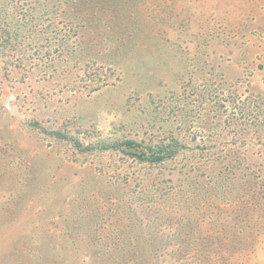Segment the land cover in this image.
Wrapping results in <instances>:
<instances>
[{
	"label": "rangeland",
	"instance_id": "rangeland-1",
	"mask_svg": "<svg viewBox=\"0 0 264 264\" xmlns=\"http://www.w3.org/2000/svg\"><path fill=\"white\" fill-rule=\"evenodd\" d=\"M0 12V264H264V0Z\"/></svg>",
	"mask_w": 264,
	"mask_h": 264
},
{
	"label": "trees",
	"instance_id": "trees-1",
	"mask_svg": "<svg viewBox=\"0 0 264 264\" xmlns=\"http://www.w3.org/2000/svg\"><path fill=\"white\" fill-rule=\"evenodd\" d=\"M16 44L11 27L5 16L0 12V56L7 57V55H10L11 49L16 48ZM61 134V132H53L56 138H63L64 136H61ZM77 145H79V143H77ZM185 148H187V146L179 143L177 140H170L156 146H144L141 142L133 140L124 142L117 141L114 144H103L99 146L100 150L106 151L112 149L119 151L126 157H130L140 163L151 165L163 164L166 161L173 160Z\"/></svg>",
	"mask_w": 264,
	"mask_h": 264
}]
</instances>
